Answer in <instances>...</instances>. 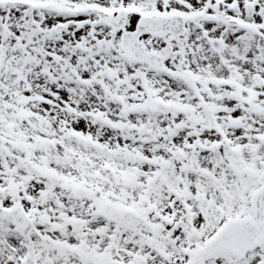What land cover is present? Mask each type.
Masks as SVG:
<instances>
[{
    "label": "snow or ice",
    "instance_id": "6c2138e0",
    "mask_svg": "<svg viewBox=\"0 0 264 264\" xmlns=\"http://www.w3.org/2000/svg\"><path fill=\"white\" fill-rule=\"evenodd\" d=\"M0 264H264V0H0Z\"/></svg>",
    "mask_w": 264,
    "mask_h": 264
}]
</instances>
